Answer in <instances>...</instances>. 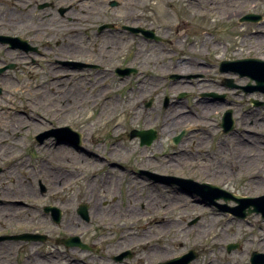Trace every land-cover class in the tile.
I'll list each match as a JSON object with an SVG mask.
<instances>
[{"label": "rangeland", "instance_id": "1", "mask_svg": "<svg viewBox=\"0 0 264 264\" xmlns=\"http://www.w3.org/2000/svg\"><path fill=\"white\" fill-rule=\"evenodd\" d=\"M114 1L117 3L112 4ZM225 1L6 0L11 19L8 31L19 30L18 34H22L23 25L28 33L37 29L42 32L37 36L38 43L43 44L41 48L46 54L50 53L51 59L55 53L59 57L52 63L44 55L40 67V63L30 62L27 70L40 73L42 85L36 87L32 85L36 80H27V90L18 97H10L17 98L15 107L20 110L11 117L9 111L13 109L0 114V139L5 114V126L10 134L22 131L0 151V201H3L0 204V264H31L36 262L38 253L42 254L38 258L43 264H53L54 256H58L60 264H70L71 243L67 245L54 239L57 236L71 239L86 232L95 233V237H118L123 244L121 249L125 250L132 241L150 239L140 254L146 258L143 264L163 261L190 250L198 254L191 264H251L253 252L264 254V217L261 214L234 218L231 212L220 210L222 208L210 204L209 200L193 197L184 192L185 188L179 190L177 185L153 183L144 173L148 168L161 173H169L171 169V173L173 170L180 177L191 176L194 181L210 183L239 195H264V90L255 89L256 80L247 75L240 76L230 70L221 75L217 70L222 59H264V33L259 32L264 29V0ZM237 1L241 4L237 5ZM49 2L54 6L45 5ZM59 8L65 9L64 15L59 13ZM236 9L244 14L235 16ZM84 10L88 15H82ZM220 13L230 16L224 22H215ZM249 13L260 15V20L241 21ZM149 20L159 25L155 34L162 39L159 42L147 40L128 29L130 26L152 27ZM165 25L171 31L168 34L170 43L164 41ZM100 26H104L101 32L98 31ZM28 39L34 46L31 36ZM67 47L95 51L103 60L130 65L136 71L119 80L109 65L98 75L75 68L70 70V76L66 68L71 63L61 64L72 57L64 52ZM122 54L125 60H116ZM201 61L207 62L210 69H201L198 65ZM182 64L185 68H180L185 70H176ZM42 67L61 77L54 74V82L45 81L47 77ZM24 68L13 71V76L15 73L23 75ZM199 72L204 75L196 82L182 75ZM151 85L156 88L155 98L148 96L147 89ZM211 90L227 101L202 104L194 97V93ZM53 96L57 99L52 100ZM185 97L190 99L179 100ZM12 101L4 105L15 108ZM144 101L150 109L145 108ZM70 104V110L64 113L63 108ZM209 109L214 110L215 115L216 110H231L232 118L237 119L231 137L215 134L213 147L220 146L218 158L225 160H204L194 151V157L185 162L184 151L189 148L183 141L168 143L163 134L164 139L156 142V148H144L137 146L131 137L136 119L155 124L157 116L156 122L170 126L174 137L183 126L199 127L200 123L198 120L188 123L184 117H177L180 112L199 113ZM28 114L36 116L37 120L28 119L25 116ZM222 120L223 116L221 123ZM49 121L54 123L53 127L71 123V127L82 134L80 147L74 146L77 140L72 135H48L51 131ZM27 123L31 128L23 130L25 126L22 125ZM200 127L204 131L194 133L193 140L203 136L200 140L207 141L217 132L216 128ZM36 137L41 140L37 141ZM187 137L190 138L189 133ZM58 145L75 150L72 157L56 155L54 148ZM224 146L225 150L221 148ZM49 147L53 149L51 153L47 152ZM21 148L31 153L22 160H10L20 154ZM171 159L176 162H170ZM19 162L24 163L21 170L16 168ZM182 164L187 165L185 170ZM42 186L45 193L39 190ZM219 195L216 201L224 204L226 201ZM39 199L43 201L37 204ZM91 199L94 205L88 216L91 221H87L77 213V203L91 206ZM5 200L12 203L6 204ZM20 200L24 201L21 205L15 204ZM227 203L237 204L232 199ZM46 205L61 210L63 215L58 222L51 211L44 212ZM9 216L11 219H7ZM105 217L107 223L100 224ZM87 228L90 230L86 231ZM35 233L44 237H32ZM231 243L236 245L228 248ZM31 250L33 256L29 257Z\"/></svg>", "mask_w": 264, "mask_h": 264}, {"label": "flooded vegetation", "instance_id": "2", "mask_svg": "<svg viewBox=\"0 0 264 264\" xmlns=\"http://www.w3.org/2000/svg\"><path fill=\"white\" fill-rule=\"evenodd\" d=\"M47 4H50L52 7L54 6V3L49 2ZM8 3L6 2V0H0V114H3L6 110H10L13 109L12 111H9V117L12 116V114H14L16 111H19L20 109L17 110V108L15 107V99H17L16 97L14 98H10L11 96L15 95L18 97V94H22L24 93V91L27 90V80L29 79H34L36 80V84H32L35 85L36 87H40L43 83V81H40L41 79H39V77L41 76L40 73L34 74L32 73V71L27 70V66L29 65L30 62L33 63H40L39 67L42 65V62L44 61V55H46V58L51 59V55L46 54L45 51L41 48V43H38L37 41V36L39 32L37 29L34 30L31 33L27 32V27H24V25L22 26L21 29V33L22 34H18L20 31L16 30L17 33H13V31H8L10 28V22L11 19L8 15V11L10 8H8ZM59 12L61 11V8L58 10ZM64 14V12H63ZM263 18V15H262ZM129 19V18H128ZM153 21L149 20L148 23L151 24ZM36 27V26H35ZM131 27V26H130ZM138 27V26H137ZM140 28H143V26H139ZM158 27L159 25L157 23H152V27H148V29L152 30L154 34H156L158 32ZM37 28V27H36ZM163 30H167V34L164 35V41L166 42H172L169 39V27L167 25L164 26ZM176 33L179 32V29L176 28L175 30ZM171 33V31H170ZM28 36H31L32 41L35 43L34 46L29 44V39ZM156 36V35H155ZM158 37V36H156ZM12 38H20V40H14L12 41ZM159 38V37H158ZM26 39V41L24 40ZM28 40V41H27ZM162 39L156 40L157 42H159ZM165 43V42H163ZM58 47V46H55ZM57 51H60V49H57ZM64 52H69L70 55L72 56L71 59H66L63 60L64 62H62L61 64L67 65L70 64V66H68V68H66V72L68 73V75L71 76V69H79V71H84V70H88L90 72H96L95 74L98 75V73H101V71L105 68V66H109V68H111L114 71L115 76L119 79V80H123L125 78H128L131 74L133 75L134 72H130L127 74H121L118 73L117 71L119 69L123 70V69H130V70H134L136 69L133 66L130 65H117L114 64V62H112L111 59H106L103 60V58H101V55L97 54L95 51H82L81 49H71V47H67L66 49H64ZM118 53H120V50L118 51ZM59 57V55L57 53H55V57L53 59L50 60V62H54L56 61V59ZM116 60H120L121 62H123L122 60H125L124 55H121L120 57L117 56ZM72 59H76L72 60ZM100 59L101 61L99 62ZM98 60V61H97ZM106 65H105V64ZM22 64V65H21ZM199 66H201V69H203L202 67L205 68H209V64L207 62L201 61L199 64ZM219 65V64H218ZM24 68V74L23 75H19L17 73H15V76L13 71L16 70H21L22 67ZM214 66H212L213 68ZM199 69V68H198ZM210 69V68H209ZM218 72L222 75L223 72L220 71V65L217 68ZM42 71L43 74L45 75V81L49 80V82H54L55 80V75L59 78L61 77L60 74H55L52 73L50 71V69H48L47 67H42ZM70 71V72H68ZM104 71V70H103ZM225 72V71H224ZM13 73V74H12ZM75 73V72H74ZM213 73V72H212ZM55 74V75H54ZM184 77L190 78L191 79H195L194 82L198 81L197 79L203 77V73L199 72V73H184L182 74ZM28 77V78H27ZM63 79V78H60ZM15 81L17 82L16 84H12L11 82ZM153 85L149 86L147 91L149 93V98H155L156 94L155 87H152ZM195 87H198V85H196ZM43 89V88H42ZM217 93L216 91H203L201 93H194L196 94L194 97L198 100V102H202V104H210V102H215V103H219V104H224L227 100H222L218 97H216L214 94ZM60 94V93H58ZM201 94V95H200ZM219 94V93H218ZM142 95H144L142 93ZM57 99V96H53L52 100ZM190 98H183V99H179L180 101H187ZM228 99V98H226ZM13 100V101H12ZM14 104L13 106H7L4 105V103L11 102ZM145 103V108L146 109H150L148 108L149 106H147L146 101H144ZM218 104V106H219ZM6 107V108H5ZM71 108V104L70 106H66L63 108V112L67 113ZM226 110H221L218 111L216 110V115L213 114L214 110H205L199 113L196 112H183L185 114H182L181 116L184 117V119L189 123V121H195L198 120L200 121L199 123V127H195V126H188L185 125L182 128H180V130L178 131V133L183 132L184 136L182 138L181 141H183L184 143H187V146L189 149L184 151V155H185V162L189 161L190 159H192L194 157L195 153H198V156L201 159L204 160H208L211 162H215V161H219V160H225V158H218L219 156V151H220V146H218L217 148L213 147L214 145V140L217 138L218 136H222V137H231L233 134L232 129H236V118L234 117V125L232 126L231 124L228 125H224L223 124V120L221 123V118L222 116H224ZM56 112L55 110H52V113ZM25 113H23L24 115ZM26 117L34 119L36 116H32V114H28L25 115ZM235 116V115H234ZM6 117V114L4 115V118ZM3 118V125H4V129H3V137L0 139V151H2L4 149L5 146H8L9 143L12 141V137H15L16 135H18L19 133H21V130H17V132H15L14 134H10L9 129L6 128L5 123L6 120ZM159 117H155V124H152L150 122H148L147 120L143 119V122H141L140 119H136V124L133 126L132 130H133V136L132 138L135 139L136 145L140 146V147H144V148H156L158 145L156 144V142H158L160 139H164L163 138V134L166 135L167 138V142L171 143L172 142V128L166 124H163L162 122H156L158 120ZM193 118V119H192ZM37 120V119H34ZM2 122V119H1ZM48 124L50 125L49 129H55V127H59V126H55L53 127L54 123L52 121H49ZM200 125H204L207 126L208 128H216L217 132L213 133L211 135V139L204 141V140H200L202 139V137H200V139L197 140H193L192 138L195 136L194 133L198 132V131H204L203 127H200ZM19 126V124H18ZM22 126H25V129L23 128V130H26V128H31L30 124H24ZM64 126H69L71 127V123H68ZM166 130V131H165ZM177 133V134H178ZM190 135V138L187 137V135ZM207 133V132H206ZM217 134V135H215ZM37 141H40L41 139L38 137L35 138ZM144 140V143L142 142ZM223 142H227V140H223ZM202 143V144H201ZM192 145H194L192 147ZM222 149H226V147L224 146L221 147ZM25 148H21V152L20 154H17V156H14L13 158H11L10 160L12 161H18V160H22L26 154L31 153V152H26ZM195 151V153H194ZM11 150L8 154V156H10ZM1 155V154H0ZM169 155V154H167ZM154 157H157V155H154ZM8 158V157H7ZM1 159V156H0ZM213 160V161H212ZM3 161V160H2ZM170 162H176L175 159H171ZM19 162V168L21 170V168L24 166V163ZM184 164V163H183ZM182 164V169H186L187 165H183ZM188 164V163H187ZM172 166V164H170ZM190 165V164H188ZM15 168V169H16ZM149 172L150 173H156L159 175H166V176H174V177H180L179 175H176L173 170L171 173V169L169 173H161L158 172L156 170H152V169H146L144 171L145 174H147L148 176L146 177L147 179L151 180L153 183H159V184H167L168 186H173V185H177L179 190H181V186H179V184L174 181V180H165V179H154L151 176H149ZM13 173V172H12ZM144 177V176H143ZM187 177H191V176H187ZM185 178V177H182ZM39 190L42 193H45L46 189L42 186L39 187ZM182 191V190H181ZM18 194V191L15 192ZM43 195V194H42ZM41 195V196H42ZM43 197V196H42ZM51 197H53V194H51ZM50 197V198H51ZM41 199L38 200V202H36L37 204L41 203ZM92 205H89V216H90V211L94 205V201L91 199L89 200ZM3 201H0V204ZM24 201L20 200L16 201L15 204L17 205H21L20 203H23ZM4 203H12L11 200H5ZM35 203V204H36ZM78 206L81 203H77ZM53 205H46L45 207H52ZM45 207H44V212L45 211ZM78 208V207H77ZM99 209H96V211ZM94 216V215H93ZM96 217V216H94ZM89 220L91 221L90 217ZM88 220V221H89ZM194 221V220H193ZM192 221V224H193ZM100 224L105 225L107 223V217H105V220L103 221H99ZM92 225V224H90ZM3 227L5 228V225H3ZM90 228H87L86 231H89ZM97 233V232H96ZM40 235L41 233H35ZM95 234V233H93ZM93 234H90L88 232H86L85 234H81L78 235V237H75L77 239V242L79 244H77V242H73L71 243V261L70 264H143L141 262H143L146 258L142 256H140V254L142 253L141 251H143L142 249L144 248V246L149 245L150 239L145 241V242H140V241H132L130 243V245L127 247V249H121V247L123 246V244L119 243L120 238L118 237H95ZM84 235V236H83ZM77 236V235H76ZM93 236V237H91ZM57 239H54L57 242H60V240L62 239V237H56ZM52 239V238H50ZM52 240V241H54ZM43 242V241H42ZM141 249V250H140ZM38 253V251H37ZM42 254H39L36 256V262H32L31 264H41L42 261L38 258L41 257ZM33 256V251L31 250V253L29 254V257ZM48 256V255H45ZM56 259H54V261H56L53 264H60L59 260L57 259L58 256H54ZM198 257V254H197ZM196 257V258H197ZM166 258V257H165ZM172 257H167V259H164L163 261H152V262H145V264H162L163 262L171 259ZM40 261H38V260ZM195 260V259H194ZM194 260H192L189 264H191ZM25 261V260H24ZM23 261V262H24ZM47 263V262H45ZM4 264V263H2ZM26 264H29L26 263ZM43 264V263H42Z\"/></svg>", "mask_w": 264, "mask_h": 264}, {"label": "water", "instance_id": "3", "mask_svg": "<svg viewBox=\"0 0 264 264\" xmlns=\"http://www.w3.org/2000/svg\"><path fill=\"white\" fill-rule=\"evenodd\" d=\"M246 19H252L256 20L258 19V16L255 15H248L245 17ZM227 64H231L230 66L234 69H236L237 72H240L241 75H249L251 79H255L257 82V85L255 89H262L264 90V60L258 59V58H245L240 60H235L232 62H225ZM57 133H63V134H74L77 142L80 141V134L78 132H74L70 130L69 128H61L57 130ZM179 137L175 139V141H178ZM183 182L186 184L185 186H188V190L191 193H196L207 200H209V203H214L215 199L220 197V192L222 193L221 196H224L225 199L233 198L236 202H238L237 206L234 207H226L225 209L231 211L233 214L239 216V217H246L249 214L255 213H261L264 217V195L261 197H244L240 195H231L230 193L219 189V187L209 184V183H199L192 180H183ZM85 208H81L80 210L86 214ZM56 210V209H55ZM60 211L56 210L55 212V218L59 221L60 219ZM67 245L70 244L71 239H66L64 241ZM183 258H185L182 261L173 262V264H188L189 261L193 258L192 255H186ZM182 259L178 257V260ZM264 263V254H260L255 252L252 258V264H260Z\"/></svg>", "mask_w": 264, "mask_h": 264}, {"label": "bare ground", "instance_id": "4", "mask_svg": "<svg viewBox=\"0 0 264 264\" xmlns=\"http://www.w3.org/2000/svg\"><path fill=\"white\" fill-rule=\"evenodd\" d=\"M79 2L80 1H83V0H78ZM219 2H223V1H225V0H223V1H220V0H218ZM226 3H228V6H230L231 4L229 3V1H225ZM238 3H237V5H240L241 3H242V0H241V3H240V1H237ZM86 9V8H85ZM86 13H88V12H86L85 10L83 11V13H82V15H88V14H86ZM242 14H244L242 11H239V10H237L236 9V12H235V16H240V15H242ZM90 16V15H89ZM229 16H230V14H226V13H220V15L215 19V22H224L225 20H227L228 18H229ZM259 32H261V33H264V29L263 30H260ZM78 40V39H77ZM209 40V39H208ZM207 40V41H208ZM76 43H77V41H76ZM75 43V44H76ZM71 45H74L73 43H71ZM236 55H239L238 53H236ZM180 66H182L183 68H185L184 67V65L182 64V65H179V67L176 69V70H182L181 68H180ZM185 69H183L182 71H184ZM178 109H180V107H178ZM179 111V110H178ZM181 113V112H180ZM182 114H185V113H181L179 116H181ZM178 116V117H179ZM246 140H248V141H250L249 140V138H246ZM54 150H55V153H56V155H58V154H60V155H63V156H68V157H72V155L74 154V151L75 150H73L72 148H71V150H70V148H68V147H66V146H63V145H58V146H56L55 148H54ZM85 150V149H84ZM53 151V149L51 148V147H49L48 149H47V152L48 153H51ZM79 151H83V150H79ZM58 167H55V169H57ZM57 179L59 178L58 176L56 177ZM25 191H28L27 189H25ZM8 197H9V199H11L12 197L10 196V195H8ZM178 200H180V198H177ZM193 200H195V201H197L198 202V200L195 198H193ZM10 201V200H9ZM176 204H178V203H176ZM13 218H15V217H13ZM7 219H11V217L9 216Z\"/></svg>", "mask_w": 264, "mask_h": 264}]
</instances>
